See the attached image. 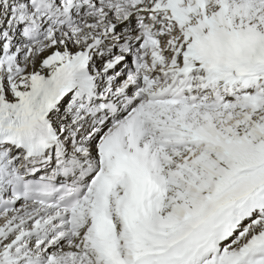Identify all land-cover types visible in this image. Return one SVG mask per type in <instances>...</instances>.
I'll return each mask as SVG.
<instances>
[{
    "label": "snow or ice",
    "instance_id": "6c2138e0",
    "mask_svg": "<svg viewBox=\"0 0 264 264\" xmlns=\"http://www.w3.org/2000/svg\"><path fill=\"white\" fill-rule=\"evenodd\" d=\"M0 264H264V0H0Z\"/></svg>",
    "mask_w": 264,
    "mask_h": 264
},
{
    "label": "bare ground",
    "instance_id": "6f19581e",
    "mask_svg": "<svg viewBox=\"0 0 264 264\" xmlns=\"http://www.w3.org/2000/svg\"><path fill=\"white\" fill-rule=\"evenodd\" d=\"M122 78H124V77H122Z\"/></svg>",
    "mask_w": 264,
    "mask_h": 264
}]
</instances>
